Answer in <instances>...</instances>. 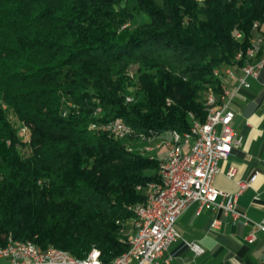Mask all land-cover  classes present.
Wrapping results in <instances>:
<instances>
[{
    "label": "trees",
    "instance_id": "1",
    "mask_svg": "<svg viewBox=\"0 0 264 264\" xmlns=\"http://www.w3.org/2000/svg\"><path fill=\"white\" fill-rule=\"evenodd\" d=\"M256 23L264 0H0V247L128 251L161 162L91 125L120 119L146 145L204 122L225 88L213 68L264 36Z\"/></svg>",
    "mask_w": 264,
    "mask_h": 264
},
{
    "label": "built area",
    "instance_id": "2",
    "mask_svg": "<svg viewBox=\"0 0 264 264\" xmlns=\"http://www.w3.org/2000/svg\"><path fill=\"white\" fill-rule=\"evenodd\" d=\"M259 29H264V25L256 23ZM243 36L241 32L235 34ZM259 48L257 38H250V43L245 49H240L239 54H234L232 64H227V76L237 75V82L232 88H224V92H228V100L222 101L220 110L211 113L208 123H201L200 120H193V114L189 113V122L193 123L198 129L197 146L195 149L187 151L185 160L168 163L165 162V155L161 160L164 165V173H159L160 180H170V190L164 193L160 198H146L144 206L139 210L146 217V225L139 226V235L133 243L134 253L130 254L127 259L122 260L119 264H158L159 258L168 250L171 244L181 238V235L175 228V224L183 212L193 203H198L199 208L219 206L223 209L224 214L230 215L236 219L244 217L247 223H250L252 232L249 242L254 239L253 230H264V220L251 221L244 213L236 207V198L232 196L226 205L216 202L218 195L221 193L214 185L213 180L219 170L218 164L221 160L227 159L232 148L241 144L242 138L235 136L232 128L235 110L231 103L233 97L240 90L250 88V79L258 77L259 72L264 68V63H254V56ZM213 74L219 78L213 68ZM222 82L224 78H219ZM126 102H132L133 97L125 96ZM169 103V101H168ZM69 107L73 104L67 102ZM66 114V111L63 112ZM115 124L116 135L117 130H122L121 123ZM94 128H105V124L97 126L92 124ZM26 132L25 127H20V133ZM164 133V132H163ZM163 133L156 134L157 146L169 147L171 141L177 140L175 131H167V136ZM137 141L147 140L149 137L143 133H134L131 131ZM186 140V136H185ZM185 142V141H184ZM183 144V143H182ZM235 175V168L229 167L227 176L232 178ZM254 176L251 177L253 179ZM154 183V182H152ZM241 189L246 186L245 182H239ZM151 183L147 184L148 187ZM140 188V187H138ZM255 200L259 197L255 196ZM218 220H212L211 227L218 226ZM184 243L196 254H200L203 250L195 242ZM170 262V259L165 261ZM0 264H73L70 261L60 257L53 251H47L45 248L37 245L35 248L25 249H3L0 252ZM88 264H96L95 255L88 258Z\"/></svg>",
    "mask_w": 264,
    "mask_h": 264
},
{
    "label": "crops",
    "instance_id": "3",
    "mask_svg": "<svg viewBox=\"0 0 264 264\" xmlns=\"http://www.w3.org/2000/svg\"><path fill=\"white\" fill-rule=\"evenodd\" d=\"M250 84V88L236 93L231 103L235 110L232 128L235 136L242 138L241 144L219 162L213 185L221 192L218 204L226 205L235 196L237 209L257 222L264 220V68L257 78L250 79ZM162 135L167 136V131ZM153 142L157 137L146 145L154 146ZM159 149L158 154L163 156L166 148ZM154 150L158 149L147 154L153 156ZM231 166L235 168L232 178L227 176ZM239 182L246 186L241 189ZM255 196L259 199L255 200ZM212 220H218L216 228L211 227ZM175 228L181 238L170 245L158 264H264V230H253L254 239L249 242L250 223L244 217L234 219L224 214L219 206L200 209L198 203H193L179 217ZM126 229L129 233L130 228ZM184 241L197 243L203 251L196 254Z\"/></svg>",
    "mask_w": 264,
    "mask_h": 264
},
{
    "label": "bare ground",
    "instance_id": "4",
    "mask_svg": "<svg viewBox=\"0 0 264 264\" xmlns=\"http://www.w3.org/2000/svg\"><path fill=\"white\" fill-rule=\"evenodd\" d=\"M254 27L256 28L257 25L254 24ZM254 36H253V38H257V45H259V48H258V50L254 56V63H264V36H262V34L258 31L254 34ZM240 38H241L240 36H237V39H240ZM237 54H239V53H237ZM215 73L220 78H224L223 83L225 84V88H232V87H234V84L237 82V75L227 76V66L226 65L223 66L222 68H215ZM216 100L219 103V105L217 106L216 109L211 110L209 112V114L207 115L205 121L201 122V123H208L209 119L211 118V113L216 111V110L221 109L222 101L228 100V92H224V90H223L222 94L219 95L218 98H216ZM212 102H213V98L211 96V98H209L208 102H206V103L212 104ZM97 111H100V110L97 109ZM193 120H195V119L193 118ZM112 122L113 123H121V126L123 127L122 130L116 131V135L114 137H116L118 139H125L131 135V131H130L129 127H127L122 122V120L115 119ZM92 127H94V126H92ZM103 129L107 130L110 134H113L115 132V124H107V125H105V128H103ZM175 133L177 136V140L171 141V143L169 144V147L164 146L166 148L165 162H168V163H176V162H180V161L185 160V158L187 157V151H189L191 149H195V147L197 146L198 129L195 128L193 123H191L188 131H186L182 134H180L176 131H175ZM185 136H186V140H185ZM161 147H163V146H157V142H156L154 144V146H151V145L142 146L140 148V150H141L140 152H142V153L150 152L152 149H159ZM159 173H164V165H161V163H160V172ZM147 190H148L147 198H149V197L150 198H160L162 195H164V193H168V190H170V180L169 179H162V181H160V182L151 183V185H149L147 187ZM142 206H144V204H140V205L133 207L134 208L133 212H134V215L136 217V220L134 222L133 231H132V233L129 237V240H128L129 243H133L135 241V238L139 235V226L137 225V223L139 222V225H146V217H143V212L139 210V208ZM35 247H37V245L30 243V242L24 243V242H19V241H15V240L10 239L6 245L0 247V252L3 249H9V248L10 249H25V248H35ZM45 250L53 251L56 254L60 255V257H63L64 259L70 261L73 264H88V258L91 255H95L96 264H105L100 260L99 251L96 249H92L86 255V257L82 260L76 259L71 254H69L68 252L61 250V249H58V248L48 247ZM133 253H134V246H133V244H129L128 251H126L125 253H123L119 257H117L115 259V261L112 262L111 264H119L122 260L127 259L129 257V255L133 254Z\"/></svg>",
    "mask_w": 264,
    "mask_h": 264
},
{
    "label": "rangeland",
    "instance_id": "5",
    "mask_svg": "<svg viewBox=\"0 0 264 264\" xmlns=\"http://www.w3.org/2000/svg\"><path fill=\"white\" fill-rule=\"evenodd\" d=\"M255 37V36H254ZM135 69H136V65H130V67L128 68V71H127V73L131 76L133 73H135ZM137 86H139L138 84H136L135 85V88H137ZM133 89L134 88H130V93H128V94H126V95H130V96H132L133 98H136V95L137 94H135L134 93V91H133ZM208 95V94H207ZM207 95H205V98L207 97ZM211 96L212 95H209L208 97H207V102H208V100H209V98H211ZM139 97V96H138ZM212 98H213V102H212V104H215V103H217V100H216V98H218V97H215V96H212ZM2 106H3V108L5 107V105L4 104H2ZM22 138H25L24 136L22 137ZM127 145L128 146H132L133 147V149L134 150H137V151H141L140 150V147L143 145L141 142H138L137 140H136V138L134 137V136H130V137H128V139H127ZM152 145L154 144V142L153 143H151ZM25 151H26V149H25ZM161 150L160 149H158V150H154L153 152H152V155L153 156H155L156 158H159V160H161L162 158H163V156H160L158 153L160 152ZM154 153V154H153ZM162 155V154H161ZM147 189H144L143 188V192L146 194L147 192ZM125 225V229L126 228H130V232L128 233L127 231H129V229H126V239H128V237H130V235H131V233H132V231H133V224H132V222H130V220H128V221H126L125 223H124ZM132 227V228H131Z\"/></svg>",
    "mask_w": 264,
    "mask_h": 264
}]
</instances>
